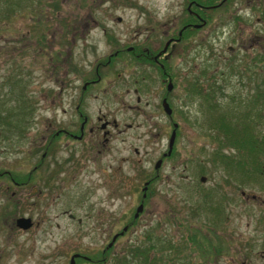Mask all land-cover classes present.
<instances>
[{
    "label": "rangeland",
    "instance_id": "1",
    "mask_svg": "<svg viewBox=\"0 0 264 264\" xmlns=\"http://www.w3.org/2000/svg\"><path fill=\"white\" fill-rule=\"evenodd\" d=\"M177 2L0 0V264H69L70 257L80 264L85 259L75 252L89 256V264H120L125 251L136 264L141 256L129 249L138 246L144 264H264L261 174L243 177L212 161L216 130L206 109L215 103L211 114L249 119L264 133V98L250 105L264 73V5L226 0L209 10L208 22L163 58L169 89L157 67L135 63L125 50L123 59L99 68L106 76L86 90L85 111L115 117L123 129H112L100 152L91 150L94 159L82 171L66 165L73 157L61 140L49 145L52 128L74 115L77 73L92 72L96 56L114 46L145 42L151 26L183 18V0ZM138 73L146 75L144 86ZM164 93L170 120L179 124L173 154L166 149L171 122L157 108ZM152 113L159 117L156 134L146 131ZM13 174L24 182H11ZM149 175L148 195L132 219ZM20 216L35 223L23 229L14 221Z\"/></svg>",
    "mask_w": 264,
    "mask_h": 264
},
{
    "label": "flooded vegetation",
    "instance_id": "2",
    "mask_svg": "<svg viewBox=\"0 0 264 264\" xmlns=\"http://www.w3.org/2000/svg\"><path fill=\"white\" fill-rule=\"evenodd\" d=\"M178 1L179 2H177V4L181 3L180 2L181 0H178ZM257 1H255L254 3L253 0H247V3L249 4L251 9L257 8L259 4L264 5V1H261V2H259V0ZM225 3H226V0H183L182 8L185 11V16L183 18L178 19L172 25H165L163 28H161V26H156V27L151 26L150 29L152 31L143 36V40L145 42L141 43L140 40H138L140 38H137V39L133 38L131 40L132 43L126 44L122 48H118L114 46L112 51L108 53L98 54L96 56V60L93 65L92 72L89 71L88 74H86L85 71H83V73L80 71V73H77L78 78L81 83L79 87L80 89L73 90L74 94H73V97L71 98L73 101V106H72L73 111L71 114H74V115L71 116V118H69L71 122L67 120L64 124L53 127L52 129L54 131L49 133L50 135L49 145L54 144L56 141L61 140L63 146L67 147V150L65 149L67 151V152L65 151L66 152L65 155L66 156L71 155L73 157V159H71L70 161H67V158L65 160L63 159L64 162L67 161L66 165L70 169L82 171L83 168L87 167L88 162H92L94 159L93 156H90L91 150L94 149L96 150V152H100L101 147L105 146L106 143H108V141L110 140V137L113 134L112 129L116 128L118 131H121L123 129V126L119 128L118 122L116 121L115 117H112V116L107 117L104 114H96L93 117V116H89L88 113L85 111V107L83 105V98H84V94L86 90L88 89V91H90L93 87H95L96 82H99L106 76L104 75V77H102L103 74L102 75L100 74L99 68L103 66H110L112 64V61H116L121 58L123 59L122 51L125 50L126 52H128L129 56L132 57L131 60H133L135 63L137 64L147 63L150 66L157 67L155 69H157L159 74H161L160 82L162 83H164L165 81L171 82L172 76L170 73L167 74L164 71L165 66L163 67L164 63H162V60L163 58L166 57L165 55L167 54V52H170L171 48L175 44L179 43L186 36L190 35L191 31L195 30V28H200L205 23H207L210 17L209 10L211 9L213 10L214 8H220L224 6ZM155 29H157V31L153 32ZM73 30H74V27H68L66 34H73ZM138 32L139 31H136L134 34H138ZM112 37H113L112 34L108 33V38L112 39ZM152 40L153 41L156 40L155 41L156 46L152 49H149L146 43ZM161 42L162 44L161 46H159ZM163 47H165L164 50H163ZM72 55L74 56L75 54L72 53ZM127 60H129V58ZM127 60H124L122 64H125ZM111 79L112 77H110V81ZM145 80H146V75L142 73L137 74L136 81L139 86H144ZM166 97L167 95L166 93H164L161 96V99L159 101L160 106L158 107L156 105L159 111L161 110L160 107H162V99L164 98L166 100ZM134 99H135L134 106L138 107L139 106L138 103L141 99L139 98V96H136ZM120 102L123 105V101L120 100ZM143 102L146 103L145 101ZM128 104L132 106V104L130 103ZM163 112L167 114V118L169 120L172 118L173 116L172 107L169 113H166L164 110ZM148 115H149V111H148ZM150 115L152 116L151 119L146 118V120L148 121V125H150V127L146 131H148L149 133L156 134L158 133L159 127H160V124L158 122L159 117L157 114H153V113ZM170 122H171V128L172 129L174 128V131L176 133L179 124L175 120H170ZM174 122L177 123L176 126H173ZM119 124H123V123H119ZM124 124L126 125V127H129L131 125L129 122H125ZM169 134H170V131H169ZM169 134H168V137H169ZM174 139H175V136H174ZM167 143H168V138L166 142V149L168 146ZM134 150H136V148H134ZM163 152L164 151H161L162 155H163ZM69 162L73 164L70 166ZM34 166H37V165L34 164ZM149 177H146L143 180L144 187L142 186L143 189H141V191H143L141 193L142 196H144V194L146 193L144 190L146 187L145 182L149 180ZM10 180L11 182L13 181L14 184L24 182L23 180H14L13 178H10ZM133 213L134 211L132 212V217L135 218ZM34 223L35 221L33 222V220H30L29 226L31 227ZM118 231L119 230H115L112 234ZM76 253H78L76 255L77 257H82L83 259H85L78 263L89 264V260H90L89 256L81 254L80 252H75V254ZM72 262H74V260Z\"/></svg>",
    "mask_w": 264,
    "mask_h": 264
},
{
    "label": "trees",
    "instance_id": "3",
    "mask_svg": "<svg viewBox=\"0 0 264 264\" xmlns=\"http://www.w3.org/2000/svg\"><path fill=\"white\" fill-rule=\"evenodd\" d=\"M39 35L41 37L43 36L42 34ZM263 58L264 54L261 55V59ZM256 59L257 58H254V61ZM230 71L239 72V68H237L236 65H232L230 67ZM260 80H262L260 86L261 90L259 89V87H257L258 84L255 83L256 88L254 89V94H252L253 98L250 99V105L254 106V104H258L259 102L256 101H258V98L260 96L264 98V73L260 74ZM203 93L205 95V98L210 97H206L208 92ZM213 105H215V103H211V105L206 107L208 111V117H210L208 124L216 130V133L213 137V141H216V148L211 153L212 161L220 162L222 166L227 168L229 171L237 174L240 173V175L243 177H255L257 176V174H261V178L263 181L262 183L264 184V133L261 135L257 134L254 128L251 126V121L249 119L243 118L241 119L243 122H240L238 121L239 119H229L225 113H220L217 115L216 113L211 114L212 110H214L213 108L215 107H213ZM247 115L249 116L248 113H246V116ZM173 152H171V154H173ZM10 176L14 180L18 179V177L14 174ZM152 178L153 177L151 176L149 177V182ZM145 192L146 193L144 194V196H147L149 192L148 189H146ZM144 196H142V194L140 195L138 203H142V200H144L145 198ZM206 204L210 206L212 202L210 203L209 201L208 203V200H206ZM131 218L134 219V217ZM132 219L130 221H133ZM191 239L193 242L197 240L195 237H191ZM149 246L153 247L152 244ZM129 253L134 258L137 255L141 256L136 264H144V257L146 256L144 247L138 246V248L129 249ZM98 254L100 256L102 255L104 258L106 254V248L103 246L101 252H98ZM125 254L126 251L123 255H121L122 258L118 260L120 264H130L125 259ZM96 260L99 261V259Z\"/></svg>",
    "mask_w": 264,
    "mask_h": 264
},
{
    "label": "water",
    "instance_id": "4",
    "mask_svg": "<svg viewBox=\"0 0 264 264\" xmlns=\"http://www.w3.org/2000/svg\"><path fill=\"white\" fill-rule=\"evenodd\" d=\"M165 47H163L164 49ZM167 89L170 88V82H168L167 84ZM162 107L163 109L165 110L166 113H169L171 111V108L169 107L168 103L166 102V100L163 98L162 99ZM177 123H173V126H176ZM174 134H175V131H174V128L171 130L170 134H169V137H168V143H167V153L170 151L171 149V145L174 141ZM158 164V162L155 163V166ZM141 207H142V203H138L137 206L135 207V210H134V213L133 215L135 216L137 214V212L139 210H141ZM15 223L17 226L21 227V228H26L28 225H30V219L28 217H23V216H20V217H17L15 218ZM115 237V234L113 235L112 239H114ZM76 255V254H75ZM73 261V257H70V260H69V263H71Z\"/></svg>",
    "mask_w": 264,
    "mask_h": 264
}]
</instances>
